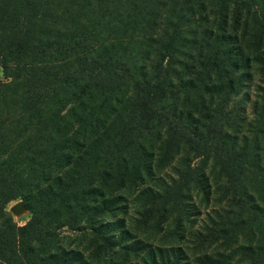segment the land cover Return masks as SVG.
Masks as SVG:
<instances>
[{
  "label": "trees",
  "instance_id": "obj_1",
  "mask_svg": "<svg viewBox=\"0 0 264 264\" xmlns=\"http://www.w3.org/2000/svg\"><path fill=\"white\" fill-rule=\"evenodd\" d=\"M184 259L264 264V0H0V264Z\"/></svg>",
  "mask_w": 264,
  "mask_h": 264
},
{
  "label": "rangeland",
  "instance_id": "obj_2",
  "mask_svg": "<svg viewBox=\"0 0 264 264\" xmlns=\"http://www.w3.org/2000/svg\"><path fill=\"white\" fill-rule=\"evenodd\" d=\"M246 93L248 97H251L250 103L247 102L246 108L247 112L246 115L247 117L250 116L251 112V102L254 100L255 96V83L250 82L247 86ZM177 165V164H176ZM175 164L172 165L169 163H165L162 165L161 168H157V177L154 179L151 183L150 186H160V184L163 181H169L170 177H175L176 172H175ZM196 197H193L192 205H191V218L195 220V227L194 228H200L202 227L205 222L208 221V215L213 213L214 208H218V204H214V202L207 203L206 198L204 197L203 193L200 192H194ZM22 199H16L14 201L9 202L6 205L7 210L12 214L14 220L18 225L24 224L28 220V215H26L27 211H24L22 214H18L13 212V209L17 205V203L22 202ZM127 202V213L125 215H120L119 221L125 220L126 224V229L128 230L129 237L132 239H139L143 242V246L151 247L150 244L154 245L155 250L163 251V249H168V242L170 240V235L174 234L176 231V226L173 224L172 226L170 225L171 223H167L168 225L166 226L164 234L162 231L156 230V233H153L151 231L152 225H147L145 230L142 232V229H144V226L142 225L141 227H137V221L139 219V213L138 211V204L139 201L128 197L127 201H123L122 204H125ZM123 206V205H122ZM126 206V205H125ZM119 214H123L122 210L119 212ZM62 234H67L69 236V240L66 241L64 245L69 247V242L70 240H73L79 236V232L76 231H71L68 228H63L60 230ZM160 236V237H159ZM191 243H183V246H189ZM182 246V247H183ZM74 248H77V244L73 245ZM157 252V251H156ZM186 264H189L188 259H184Z\"/></svg>",
  "mask_w": 264,
  "mask_h": 264
},
{
  "label": "water",
  "instance_id": "obj_3",
  "mask_svg": "<svg viewBox=\"0 0 264 264\" xmlns=\"http://www.w3.org/2000/svg\"><path fill=\"white\" fill-rule=\"evenodd\" d=\"M24 211H27V209H26V206L24 205L23 201L17 203V205L13 209V212L18 213V214H22Z\"/></svg>",
  "mask_w": 264,
  "mask_h": 264
}]
</instances>
